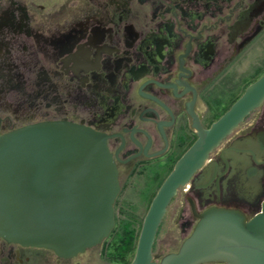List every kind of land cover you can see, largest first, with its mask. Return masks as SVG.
Masks as SVG:
<instances>
[{
	"label": "flooded vegetation",
	"instance_id": "flooded-vegetation-1",
	"mask_svg": "<svg viewBox=\"0 0 264 264\" xmlns=\"http://www.w3.org/2000/svg\"><path fill=\"white\" fill-rule=\"evenodd\" d=\"M87 2L50 22L18 0L0 11V134L66 120L106 135L119 183L114 227L72 256L0 236V264H90L95 248L118 264L122 239L130 264L154 198L198 139L196 124L209 128L264 72L244 80L251 46L264 49V0ZM263 199L264 100L178 185L153 260L176 252L208 207L251 217ZM165 221L172 246L156 258Z\"/></svg>",
	"mask_w": 264,
	"mask_h": 264
},
{
	"label": "water",
	"instance_id": "water-1",
	"mask_svg": "<svg viewBox=\"0 0 264 264\" xmlns=\"http://www.w3.org/2000/svg\"><path fill=\"white\" fill-rule=\"evenodd\" d=\"M264 100V72L177 162L142 224L130 264H264V199L247 217L211 206L176 252L159 263L152 245L165 206L208 152ZM117 169L106 135L66 120L43 121L0 134V236L72 256L100 244L114 227Z\"/></svg>",
	"mask_w": 264,
	"mask_h": 264
},
{
	"label": "rangeland",
	"instance_id": "rangeland-1",
	"mask_svg": "<svg viewBox=\"0 0 264 264\" xmlns=\"http://www.w3.org/2000/svg\"><path fill=\"white\" fill-rule=\"evenodd\" d=\"M21 4H26L28 10L39 20H44L45 22L53 21V17L48 16V14H53L55 12L61 13L60 16L64 17L69 15L73 11H78L85 6H89L87 0H18ZM6 6H9V0H0V11ZM39 6L41 8H39ZM247 67L246 75L244 80H253L256 76L260 74L264 68V49L257 48L256 44L251 46L248 54L247 61L245 62ZM233 95L237 96L239 93L237 90L233 91ZM223 108L219 109V112ZM172 226L168 221H165L163 228L157 238L156 247L154 250V256L156 258L160 257L162 254L167 252L172 246L170 241V232ZM173 234V233H172ZM98 248H95L89 253V257H92L90 264H109L108 260L103 256H98Z\"/></svg>",
	"mask_w": 264,
	"mask_h": 264
},
{
	"label": "trees",
	"instance_id": "trees-1",
	"mask_svg": "<svg viewBox=\"0 0 264 264\" xmlns=\"http://www.w3.org/2000/svg\"><path fill=\"white\" fill-rule=\"evenodd\" d=\"M127 244L124 245V239H122V243L119 245V249L117 250L119 253V258L116 259V263H118V264H127L128 263V261L126 259L127 252H128V247H127L128 245ZM123 245L125 247L124 250L121 248Z\"/></svg>",
	"mask_w": 264,
	"mask_h": 264
}]
</instances>
